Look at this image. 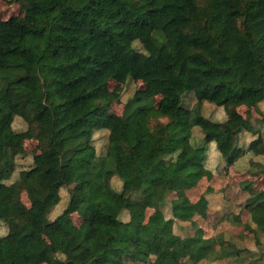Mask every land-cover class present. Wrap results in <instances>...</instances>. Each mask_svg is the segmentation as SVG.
Returning a JSON list of instances; mask_svg holds the SVG:
<instances>
[{"label": "trees", "instance_id": "16d2710c", "mask_svg": "<svg viewBox=\"0 0 264 264\" xmlns=\"http://www.w3.org/2000/svg\"><path fill=\"white\" fill-rule=\"evenodd\" d=\"M24 1L23 18L0 22V264H174L165 234L175 220L192 221L202 199L173 197L172 216L160 227L145 220L146 211L193 186L209 143L230 161L243 132L263 137L264 111L255 126L237 107L264 104V0ZM140 77L161 94L158 112L147 113L153 98L140 88L110 122L121 93L109 81ZM204 102L221 106L223 119L205 117ZM15 118L24 130L13 128ZM194 128L203 135L197 144ZM101 130L104 153L94 144ZM21 137L35 139L40 152L8 181L16 156L24 155ZM249 151L264 155V138ZM62 187L68 202L53 216ZM249 194V218H232L258 232L264 189ZM73 213L83 219L79 225ZM216 245L223 257L233 255L229 241L217 237L201 242L186 264Z\"/></svg>", "mask_w": 264, "mask_h": 264}, {"label": "rangeland", "instance_id": "374dc122", "mask_svg": "<svg viewBox=\"0 0 264 264\" xmlns=\"http://www.w3.org/2000/svg\"><path fill=\"white\" fill-rule=\"evenodd\" d=\"M26 2L24 0H0V22L11 16L18 19L23 18ZM137 46V45H136ZM109 88L112 91L120 92L121 100L113 102L107 119L112 122L120 118L123 112V106L126 100L140 88L146 89L153 98V105L147 109L149 115L158 112L157 103L161 94L147 86L144 77L136 81L122 83L116 80L109 81ZM195 102L193 94L185 98V105L192 106ZM237 110L244 117H251L254 125L258 126L263 121L264 104L252 105L244 103L237 107ZM202 113L205 117L212 120H222L224 110L221 106L204 102ZM25 123L15 118L13 128L16 131L24 130ZM264 133V129L263 132ZM94 144L99 153H104L107 145V131L101 130L94 134ZM264 138L258 134L243 132L238 140L237 146L233 150L230 161L223 160L219 156L215 144H208L206 157L204 160V171L195 178L191 188L177 190L170 193L166 204L160 208H148L146 211V221L152 220L156 226H162L164 222L172 216L170 211V201L173 197L178 198L182 193L196 203L202 199L199 206L195 209L192 221L175 220L171 233L165 234L169 244L170 254L174 258V264H186L195 260V251L199 244L207 239L223 237L229 241L232 254L223 257L219 246H213L208 256H204L196 264H264V230L254 232L252 228L236 224L232 215L239 214L242 222L249 218L248 210L245 205L249 200L250 190L264 189V155H252L249 151L250 146L261 142ZM203 135L198 128L193 129V143L201 142ZM18 147L24 151V155H18L15 158V173L8 181H14L18 172L27 168L32 162L33 154L40 152L37 141L30 137H21L17 140ZM253 161V165H251ZM254 171V174L251 172ZM81 178L79 179V181ZM78 181V180H77ZM76 181V183H78ZM112 185L115 188L121 187V181L117 177L112 178ZM74 185H71L72 187ZM61 199L57 205V210L52 213L56 216L68 202V187H62L59 190ZM20 200L27 206L30 201L27 193L22 191ZM120 219L126 221L129 216L126 211L120 214ZM72 220L79 225L83 219L76 213L72 214ZM6 231L5 223L0 221V234ZM44 249L49 252L50 244L46 237L39 236Z\"/></svg>", "mask_w": 264, "mask_h": 264}]
</instances>
